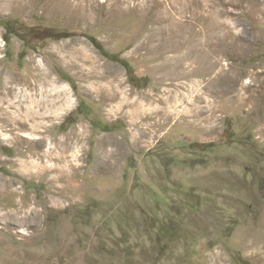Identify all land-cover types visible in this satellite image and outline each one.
Here are the masks:
<instances>
[{
	"label": "rangeland",
	"instance_id": "obj_1",
	"mask_svg": "<svg viewBox=\"0 0 264 264\" xmlns=\"http://www.w3.org/2000/svg\"><path fill=\"white\" fill-rule=\"evenodd\" d=\"M0 264H264V0H0Z\"/></svg>",
	"mask_w": 264,
	"mask_h": 264
}]
</instances>
